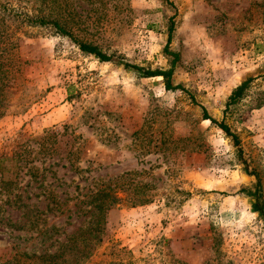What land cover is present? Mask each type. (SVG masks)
Returning <instances> with one entry per match:
<instances>
[{
  "label": "rangeland",
  "instance_id": "rangeland-1",
  "mask_svg": "<svg viewBox=\"0 0 264 264\" xmlns=\"http://www.w3.org/2000/svg\"><path fill=\"white\" fill-rule=\"evenodd\" d=\"M59 1L76 38L150 70L172 68L176 16L174 84L199 105L7 10L57 17L55 0H0V155L30 162L22 199L0 194V264L56 252L88 226L87 202L109 181L122 202L89 264H264V0ZM202 107L239 136L242 154ZM139 199L149 202L132 208Z\"/></svg>",
  "mask_w": 264,
  "mask_h": 264
},
{
  "label": "trees",
  "instance_id": "trees-1",
  "mask_svg": "<svg viewBox=\"0 0 264 264\" xmlns=\"http://www.w3.org/2000/svg\"><path fill=\"white\" fill-rule=\"evenodd\" d=\"M55 2L58 4L59 10L56 11V9H53L52 11L58 13L57 17L50 18L41 15L32 16L26 12H19L18 9L15 10L16 8H9L7 10L10 11L9 14L13 17V19L21 18L26 25L41 28L52 27L61 36L71 38L84 54L94 56L101 62L124 65L125 69L136 72L144 78H163L165 89L167 91H181L189 95L194 104L199 105L194 96H192L190 92L187 91L182 85L174 84L173 72H175V65L180 58L178 54L170 51V45L172 43V38L175 31L174 23L176 16L171 18L168 43L165 48V53L169 57L173 58L172 68L168 70H150L117 60L113 56H108L103 53L96 44L84 42L83 40L76 38L72 30H70L72 29V26L69 24V20H67V17L65 16V11L62 7H60L61 2L59 0H55ZM1 80L2 78H0V83L2 82ZM253 81L254 79H249L233 91L226 103L227 110L231 109L232 107H236L243 99L248 96V90ZM5 94L4 88L0 86V104L5 100ZM262 95L263 97L260 100L262 102L258 103L256 106L257 108H261L263 106L264 93H262ZM202 109L204 112V120L211 122L214 126L222 130L228 138H231L234 142V145L239 148V153L242 154V150L240 148L241 140L239 136L233 132L225 122L216 121L208 114L206 109L203 107ZM5 116H7V109L1 108L0 106V119L4 118ZM53 135L55 134L49 132L45 138L50 141L52 140ZM23 162L24 160L21 157L18 158V156L14 158H8L7 156L0 155V194L5 195L8 197V199H10L12 196H14L17 201L22 199V194H18V191L21 189L18 183V178L20 177L19 173L21 169L27 167L30 163L26 162V164H23ZM74 166L75 165L71 162V167L73 170L75 169ZM27 174L31 175V178L35 179V181H38L39 175L32 168L28 170ZM113 185V181L97 185L95 192L87 202L88 207L90 208L88 211V214L90 215V218L87 222L88 226L81 227L76 233L67 236L63 244H61L56 252H46L43 254L19 253L16 254L14 258V264H89L95 255L98 244H101L104 241L108 225V214L114 207L122 202V200L116 196V188H114ZM255 199L259 202V204H264L260 196V192H256ZM148 202L149 200L139 199L133 200L129 203H131V207L134 208L147 204ZM12 203H14V201H12ZM50 204H53L56 209H61V206L63 205H60L56 199L51 200ZM262 215V218H264V211H262Z\"/></svg>",
  "mask_w": 264,
  "mask_h": 264
}]
</instances>
